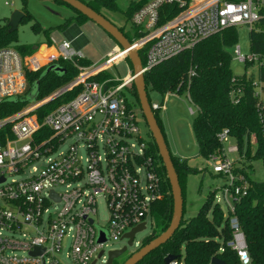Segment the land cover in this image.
Wrapping results in <instances>:
<instances>
[{
    "label": "built area",
    "instance_id": "1",
    "mask_svg": "<svg viewBox=\"0 0 264 264\" xmlns=\"http://www.w3.org/2000/svg\"><path fill=\"white\" fill-rule=\"evenodd\" d=\"M163 6L180 10L160 22ZM263 17L264 0H146L130 20L140 34L130 42L131 48L144 50L141 72L145 74L225 28L247 26L250 30ZM33 51L23 55L10 47L0 48V103L27 95L28 71L58 60L76 64L83 59L79 48L67 39L59 43L49 39ZM127 52L116 46L103 62L78 67V75L49 96L0 117V264H66L63 258L67 264L93 260L96 264L106 260L113 242L126 240V232L141 223L146 227V219H151V207L162 196L158 163L148 152V136L132 104L131 68L122 78L111 72L126 60ZM234 53L244 64L257 60L252 53L242 55L238 47ZM105 71L108 77L92 79ZM254 86L264 139V93L256 82ZM75 87H80L75 96L38 119V107ZM151 107L163 109L161 104ZM217 137L222 145L231 138L227 129ZM67 141L66 150L58 151ZM229 152L238 153L237 145L211 154L205 163L228 181L221 196L214 197L216 204L223 202L227 208L224 217L231 239L226 245L241 264H251L233 215L234 203L247 194L248 182L244 175L234 173L235 168L241 169L240 157L231 159ZM12 176L19 179L8 181ZM101 197L108 209L105 226L94 220ZM100 233L106 238L103 242L97 241ZM169 264H182V260Z\"/></svg>",
    "mask_w": 264,
    "mask_h": 264
},
{
    "label": "trees",
    "instance_id": "2",
    "mask_svg": "<svg viewBox=\"0 0 264 264\" xmlns=\"http://www.w3.org/2000/svg\"><path fill=\"white\" fill-rule=\"evenodd\" d=\"M20 1L22 5L20 10L24 14L20 22L31 20L32 17L26 10V0ZM54 1L71 9L75 14L60 24L59 28L61 30L65 29L72 21L82 22L88 20L84 15L65 3L58 0ZM79 1L106 19L108 18L105 13L118 11L116 0ZM145 1L129 2L128 10L125 12L126 21L130 22L133 13ZM179 10L176 7L163 6L159 11L160 22L176 15ZM32 29L34 32L40 31V27L36 22L32 24ZM118 29L129 42L140 36L137 28L131 22L129 27L121 26ZM43 33L46 35L47 31L43 30ZM47 38L46 35L48 42L49 38ZM236 40V27L225 28L199 41L191 49L183 50L155 65L144 74V82L147 97L149 91L157 92L160 96H163L166 92H174L178 95L185 94L188 101L196 108V114L191 122V131L197 144L198 156L203 160L208 159L213 153L222 151L223 145L218 141L217 135L222 129L228 130L230 137L237 145L239 162L242 163L241 169L235 168L234 173L244 175L248 182L247 194L234 203L233 215L237 218L239 227L243 232L251 264H264V181L253 180L248 173V167L244 163L245 160L260 159L264 166V139L256 110L259 96L256 95V86H254V82H256L264 93V17L256 22L248 32L250 53L257 58L256 79L253 75H246L245 73L234 75L232 73L230 68L232 57L229 49L235 45ZM14 42H17L16 31L9 33L7 20L4 19V22L0 20V48L8 47ZM10 48L21 54L33 52V47L25 44H16ZM138 55L143 63L144 50H139ZM126 61L130 64L127 58ZM54 63L63 67L64 73L48 72L40 77L45 68L26 73L28 80L27 94L34 82L39 79L38 94L35 100L49 96L55 90L70 82L78 75V67L90 65L85 58L79 59L76 64L62 60ZM253 63H245V65ZM108 76L109 72L105 71L92 79L101 81ZM79 91L80 87H75L60 97L38 107L35 111L38 119H41L59 104L71 99ZM130 93L132 104L137 109L140 120L147 129L140 112L136 89L133 84H131ZM27 103L19 100H8L0 103V117L21 110ZM158 111L153 110L154 116L165 138ZM146 133L148 136V152L158 163L157 170L161 176L162 196L151 207L150 217L153 231L150 236L142 240L140 247L167 228L172 214L170 185L158 155L157 147L148 129ZM252 139L254 143L251 142ZM253 145H256L254 154L251 151ZM170 156L182 190L184 213L186 179L189 174L198 172V170L188 166L186 160H180L179 157L171 153ZM214 197L215 190L209 191L194 216L183 219L182 214L181 223L170 239L151 251L137 264H165L164 258L167 255L174 256V260H182V264H211L213 257L218 258L224 264H241L236 253L226 245L231 239V230L228 225V218L224 217L220 206L215 203ZM182 248L184 250L183 255H181ZM131 254L125 257L121 263L113 260L112 264H122Z\"/></svg>",
    "mask_w": 264,
    "mask_h": 264
},
{
    "label": "rangeland",
    "instance_id": "3",
    "mask_svg": "<svg viewBox=\"0 0 264 264\" xmlns=\"http://www.w3.org/2000/svg\"><path fill=\"white\" fill-rule=\"evenodd\" d=\"M116 4L118 11L105 13V15L116 27H129L130 22L126 21L125 16V12H127L129 7V1L116 0ZM25 5L32 19L19 23L16 30L17 42L10 44L8 47H12L16 44H25L32 47L35 45L41 46L42 43L47 44L46 35L49 39L59 43L67 39L65 32L69 35L80 32L82 39L79 44V50L83 58L89 61L90 65H95L103 62L116 45L115 41L104 30L90 20L82 22L72 21L65 29L61 30L59 28L60 24L75 14L71 9L64 5L57 4L54 0H26ZM21 7L20 0H0L1 22H4V19L8 21L11 13L14 10H20ZM35 22L40 27L39 32H34L32 29V24ZM43 30L47 31L46 35L43 33ZM236 30V43L229 49L232 57L230 61L231 71L234 75L245 73L246 75H253L256 79L257 63L254 62L246 66L244 63L235 59L236 55L234 53V49L238 47L242 55L250 54L248 40L249 28L247 26H238ZM39 49L41 52L44 51L43 48ZM33 53L34 51L28 55H32ZM128 69H130V64L124 60L112 67L111 72H114L117 77L122 78L127 74ZM148 97L150 104L165 105V109L158 111V116L163 125L170 153L183 158L186 160L188 166L198 170V172L189 174L186 179L183 219H188L197 213L209 191L215 190V196L220 197L221 190L228 184V181L224 176L211 172L205 160L198 156L197 144L191 133V122L196 114V108L188 101L186 95H170L169 97H165L160 96L157 92L149 91ZM141 129L147 131L145 124L142 123ZM69 143V141L65 142L58 151H65ZM234 144L235 141L230 138L228 142L223 144V149L227 152L228 147ZM251 151L253 154L255 153L256 145L252 146ZM227 155L231 159H236L238 157V153L235 152H229ZM244 163L248 167V173L253 180L264 181V166L260 159L245 160ZM240 165H242V163H240ZM11 178L19 179L18 176H12L8 178V181ZM220 207L223 215L226 216V205L221 202ZM94 220L98 226H105L107 223L108 209L102 197L98 198L96 201V215ZM146 222V227L136 232L132 246H129L121 256L114 259L115 261L121 263L125 257L140 247L144 238L151 235L153 231L152 221L150 218H147ZM126 242V240L115 241L110 245L109 249H120L126 245ZM67 244V241L63 243L62 257H64ZM17 253L20 254L19 252ZM183 253L184 250L182 248L181 255H183ZM63 260L67 264L64 258ZM105 261L106 260L102 259L97 260L96 264H104Z\"/></svg>",
    "mask_w": 264,
    "mask_h": 264
},
{
    "label": "water",
    "instance_id": "4",
    "mask_svg": "<svg viewBox=\"0 0 264 264\" xmlns=\"http://www.w3.org/2000/svg\"><path fill=\"white\" fill-rule=\"evenodd\" d=\"M75 11L84 15L88 20L94 22L98 25L102 30H104L116 43V45L121 50H127L126 58L129 60L132 70V84L136 89V95L139 102L140 112L145 120L147 129L154 141L158 155L161 159L163 164L166 178L170 185V192L172 196V214L169 225L167 228L161 232L159 235L151 239L145 245L139 247L136 251H134L122 264H137L141 261L145 256H147L151 251L155 250L159 246L163 245L173 233L177 230L181 223L182 214H183V196L181 186L179 184L178 176L171 161L170 151L167 147L165 142V138L162 134V131L157 123V120L154 116L153 109L147 97L146 86L144 82V74L141 72L142 64L139 58L138 52L135 49L131 48V43L125 38L122 32L116 27L111 21L106 19L101 14L95 12L93 9L88 7L86 4L82 3L79 0H58ZM24 14L21 10H14L8 18L7 27L8 32H14L17 30V27L22 20ZM67 38L69 35L65 32ZM74 43V41H72ZM37 46H33V50H35ZM42 48V47H41ZM64 68L55 64L51 63L47 65L44 69V72L40 77L45 75L48 72H55V73H64ZM38 86H39V79L34 82L31 87L30 92L22 99L12 98L9 101H21V102H28L32 103L37 94H38ZM2 181V179H0ZM145 228L144 223H141L133 228H131L128 232H126L123 238L126 239V245L120 249L110 250L107 252V258L104 264H112L113 260L121 256L129 246H132L133 239L136 232L141 231ZM106 238L103 236L102 233L99 234L97 241L103 242ZM102 252H99L98 257ZM175 257L171 255H167L164 258V263L169 264ZM95 260H93L90 264H94ZM211 264H224L218 258L213 257L211 259Z\"/></svg>",
    "mask_w": 264,
    "mask_h": 264
},
{
    "label": "crops",
    "instance_id": "5",
    "mask_svg": "<svg viewBox=\"0 0 264 264\" xmlns=\"http://www.w3.org/2000/svg\"><path fill=\"white\" fill-rule=\"evenodd\" d=\"M69 35V34H68ZM81 34H80V32H75L74 34H70L69 35V38H67V40H72V41H74V43H72L76 48H79V44L81 43L80 41H81ZM47 43V42H46ZM44 44L42 43V45L41 46H43ZM35 46H37V45H35ZM117 45H115L114 46V48L116 47ZM114 48L112 49V51L114 50ZM48 49V48H47ZM48 51H52V48H50L49 47V49H48ZM111 51V52H112ZM170 95H173V96H178V94H176V93H174V92H166L163 96H165V97H169ZM162 107H163V109H165V105L163 104L162 105ZM191 133H192V131H191ZM175 156H177V155H175ZM177 157H179V156H177ZM180 158V157H179ZM180 160H184L183 158H180Z\"/></svg>",
    "mask_w": 264,
    "mask_h": 264
},
{
    "label": "bare ground",
    "instance_id": "6",
    "mask_svg": "<svg viewBox=\"0 0 264 264\" xmlns=\"http://www.w3.org/2000/svg\"><path fill=\"white\" fill-rule=\"evenodd\" d=\"M50 52V51H49Z\"/></svg>",
    "mask_w": 264,
    "mask_h": 264
}]
</instances>
